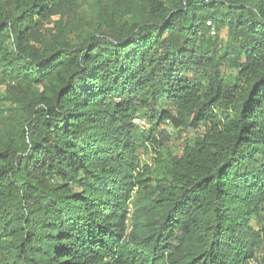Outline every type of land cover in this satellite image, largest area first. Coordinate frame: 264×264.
<instances>
[{"label":"trees","instance_id":"trees-1","mask_svg":"<svg viewBox=\"0 0 264 264\" xmlns=\"http://www.w3.org/2000/svg\"><path fill=\"white\" fill-rule=\"evenodd\" d=\"M0 84V264H264V0H0Z\"/></svg>","mask_w":264,"mask_h":264},{"label":"rangeland","instance_id":"rangeland-1","mask_svg":"<svg viewBox=\"0 0 264 264\" xmlns=\"http://www.w3.org/2000/svg\"><path fill=\"white\" fill-rule=\"evenodd\" d=\"M6 85L0 84V138H4V135L1 133L2 129L11 127L13 125V119L10 116V112L7 109L9 102L6 100L5 94ZM150 123L147 122V127H149ZM171 129V126L168 127ZM202 132V131H201ZM194 134V131L183 130V131H173V135L167 146L173 150L176 154H180L183 149V145L185 139ZM151 155L142 153L143 161H150Z\"/></svg>","mask_w":264,"mask_h":264},{"label":"built area","instance_id":"built-area-1","mask_svg":"<svg viewBox=\"0 0 264 264\" xmlns=\"http://www.w3.org/2000/svg\"><path fill=\"white\" fill-rule=\"evenodd\" d=\"M134 122L136 123V124H138V125H141V126H143V127H145L146 125H147V120L145 119V118H143L142 116H136L135 118H134ZM166 124H170V119H166ZM131 214H132V207H130L129 209H128V217H130L131 216Z\"/></svg>","mask_w":264,"mask_h":264}]
</instances>
